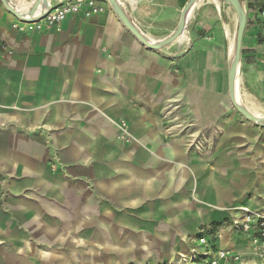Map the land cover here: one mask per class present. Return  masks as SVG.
<instances>
[{
	"label": "crops",
	"instance_id": "1",
	"mask_svg": "<svg viewBox=\"0 0 264 264\" xmlns=\"http://www.w3.org/2000/svg\"><path fill=\"white\" fill-rule=\"evenodd\" d=\"M7 1L26 16L35 0ZM116 1L157 43L173 35L190 0ZM102 2V13L36 30L0 1V264H180L197 235L213 233L180 232L185 194L201 188L202 175L213 191L207 206L230 209L232 221L234 209L264 201V137L218 105L226 80L213 64L226 54L231 63L238 27L229 3L198 1L183 34L153 50ZM238 2L243 79L264 86V0ZM237 84L245 101L239 74ZM203 154H213V172L203 171ZM212 244L239 255V264H264L260 246L232 224Z\"/></svg>",
	"mask_w": 264,
	"mask_h": 264
},
{
	"label": "built area",
	"instance_id": "2",
	"mask_svg": "<svg viewBox=\"0 0 264 264\" xmlns=\"http://www.w3.org/2000/svg\"><path fill=\"white\" fill-rule=\"evenodd\" d=\"M104 11L102 0H72L61 3L54 7H48L40 10L31 22L24 24L32 25L36 30L52 29L66 21L69 17L83 13L89 17ZM261 18V44L263 48L262 66L264 68V8L260 11ZM22 30V27H18ZM6 48L5 46H2ZM118 129L120 140L129 143L132 141L128 126L125 121L119 120ZM238 214L232 221V227L241 233L247 235L251 243L260 246L264 252V202L260 209L254 210L249 208L234 209ZM215 232L200 233L195 238L196 245L186 254L178 257L180 264H239L240 256L228 253L224 250L216 249L212 241Z\"/></svg>",
	"mask_w": 264,
	"mask_h": 264
},
{
	"label": "rangeland",
	"instance_id": "3",
	"mask_svg": "<svg viewBox=\"0 0 264 264\" xmlns=\"http://www.w3.org/2000/svg\"><path fill=\"white\" fill-rule=\"evenodd\" d=\"M230 56L226 54L225 61L221 59L219 63L213 64V74L219 73L224 77L225 81V89L222 93L221 100L219 102L220 108L228 109V113L232 114L235 120L242 121L243 123L249 125L250 134H256L259 138L264 137V124H256L248 121L245 117L240 115L232 106L229 100L228 91H227V74L228 69L230 67ZM239 79H240V92L243 94L245 101H243L241 97V101L243 102V106L246 109L250 108H264V86L263 83L258 81L257 78H253L249 81H245L243 79L242 68H239ZM214 90V86H213ZM187 147L195 149V147H200L201 151L205 152L208 150L209 145L201 143L197 144H187ZM202 152V153H203ZM212 157V158H211ZM208 156V154L202 155V167L203 171H211L213 172V168L215 166V162L213 160V154ZM197 162V161H196ZM204 179L207 181L205 182ZM209 176L205 178V175H202V186L199 189V186L196 184L192 187L191 190H187L185 194V198L189 200V206L186 207V215H189L185 220V223L181 225L180 223V232L185 233L188 237L195 235L197 229L201 226L211 229L212 231H222L229 228L232 224V219L230 216V209H225L221 211H213V208L208 207L207 204L211 203L213 200V191H207L206 188L208 186ZM264 202V201H263ZM263 204V203H262ZM234 209V208H233ZM193 212L197 215L193 216ZM213 217L214 220H213ZM199 219V220H197ZM179 224H173L172 227L176 229ZM199 227V228H198ZM181 240H179L180 242ZM182 243V242H181ZM183 245L180 244L179 247ZM164 261H156L154 257H149L148 262L144 264H163ZM143 264V263H142Z\"/></svg>",
	"mask_w": 264,
	"mask_h": 264
},
{
	"label": "water",
	"instance_id": "4",
	"mask_svg": "<svg viewBox=\"0 0 264 264\" xmlns=\"http://www.w3.org/2000/svg\"><path fill=\"white\" fill-rule=\"evenodd\" d=\"M3 6L7 11H9L12 15H14L17 19L21 20L24 23L31 22L32 18L35 16V13L39 10H43L47 8L46 0H35L31 9L28 12L30 19H25L21 15H19L15 8L10 5L7 0H0ZM112 7L113 11L117 14L119 19L122 21L123 25L134 35V37L146 48L159 50L162 47L176 41L184 32L185 22L188 16L189 11L193 8V6L200 0H190L184 9L181 12V16L176 27L175 32L170 37L159 41L157 43L149 42L144 35L137 30L135 26H133L127 17L122 12L121 8L117 4L116 0H106ZM227 3L233 8L237 17H238V27L235 35V42L233 47V55L232 61L230 63V67L228 69L227 74V91L231 106L243 117H245L248 121L256 123V124H264V118H257L241 106L238 105L235 97V90H236V80L239 74L240 68V54H241V43L243 37V31L245 26V13L242 9L241 5L239 4L238 0H226Z\"/></svg>",
	"mask_w": 264,
	"mask_h": 264
},
{
	"label": "bare ground",
	"instance_id": "5",
	"mask_svg": "<svg viewBox=\"0 0 264 264\" xmlns=\"http://www.w3.org/2000/svg\"><path fill=\"white\" fill-rule=\"evenodd\" d=\"M15 10H16V12L19 15H21L25 19H30L28 13L26 14V16H27L26 17L24 14L19 13L16 8H15ZM38 13H39V10L35 13V15H37ZM180 41H182V40H179V42H177V43L180 44ZM236 81L238 82V77H237V80ZM237 82H236L235 97H236V101H237L238 105L241 106L246 111H248L249 113H251L252 115H254L255 117H257V118H264V108H258V109L253 108V107L250 108V109L244 108L243 102L241 101V95L239 93V87H238Z\"/></svg>",
	"mask_w": 264,
	"mask_h": 264
},
{
	"label": "trees",
	"instance_id": "6",
	"mask_svg": "<svg viewBox=\"0 0 264 264\" xmlns=\"http://www.w3.org/2000/svg\"><path fill=\"white\" fill-rule=\"evenodd\" d=\"M213 232H215V231L213 230Z\"/></svg>",
	"mask_w": 264,
	"mask_h": 264
}]
</instances>
